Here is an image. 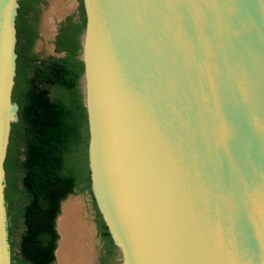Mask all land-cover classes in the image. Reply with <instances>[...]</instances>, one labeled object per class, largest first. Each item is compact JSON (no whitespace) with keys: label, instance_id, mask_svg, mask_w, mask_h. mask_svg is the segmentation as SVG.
<instances>
[{"label":"water","instance_id":"1","mask_svg":"<svg viewBox=\"0 0 264 264\" xmlns=\"http://www.w3.org/2000/svg\"><path fill=\"white\" fill-rule=\"evenodd\" d=\"M82 1L91 191L120 264H264V0ZM18 5L0 0V264Z\"/></svg>","mask_w":264,"mask_h":264},{"label":"trees","instance_id":"2","mask_svg":"<svg viewBox=\"0 0 264 264\" xmlns=\"http://www.w3.org/2000/svg\"><path fill=\"white\" fill-rule=\"evenodd\" d=\"M42 2L18 0L15 17L12 100L18 104V120L11 124L4 160L11 264H54L61 201L76 189L92 195L87 114L79 87L83 62L78 54L86 23L83 1L79 0V20L68 16L59 24L54 49L63 55L44 58L33 49ZM93 202L102 232L116 247L94 197ZM15 246L19 256L14 255Z\"/></svg>","mask_w":264,"mask_h":264},{"label":"rangeland","instance_id":"3","mask_svg":"<svg viewBox=\"0 0 264 264\" xmlns=\"http://www.w3.org/2000/svg\"><path fill=\"white\" fill-rule=\"evenodd\" d=\"M56 3L59 5L58 8H55ZM79 5V0H43V2L40 4L38 38L36 39L33 47L35 53H37L42 58L49 56L60 57L63 55L62 52H56L54 49L55 35L57 33L59 24L65 20L66 17L71 16L74 20H79ZM79 87L81 90V78L79 79ZM69 198L79 200L84 217L91 224L94 240L93 246H95V257L93 264H120L121 258L117 247H113V244L110 242V238L105 236L102 232L97 218V212L92 195L88 191H79L76 189L74 193L67 196V199ZM60 211L55 220V228L57 233V221L58 216L61 214ZM15 240L17 241V239ZM8 250H10V246ZM13 252L14 255L19 256V250L17 246L14 247ZM14 264H16V261H14ZM54 264L56 263L54 262Z\"/></svg>","mask_w":264,"mask_h":264},{"label":"bare ground","instance_id":"4","mask_svg":"<svg viewBox=\"0 0 264 264\" xmlns=\"http://www.w3.org/2000/svg\"><path fill=\"white\" fill-rule=\"evenodd\" d=\"M58 3L55 8H58ZM67 199V198H66ZM58 216L56 264H93V230L85 219L78 199L63 200Z\"/></svg>","mask_w":264,"mask_h":264}]
</instances>
